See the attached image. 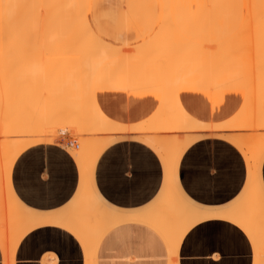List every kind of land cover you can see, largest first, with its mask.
<instances>
[{
	"label": "snow or ice",
	"instance_id": "6c2138e0",
	"mask_svg": "<svg viewBox=\"0 0 264 264\" xmlns=\"http://www.w3.org/2000/svg\"><path fill=\"white\" fill-rule=\"evenodd\" d=\"M125 8L142 10L136 23L157 38L128 55L111 39L131 26ZM54 29L70 63L37 70ZM0 140L14 146L0 153V194L11 186L7 203L0 195V264H21L41 235L79 243L67 264L106 247L147 254L128 264L165 254L186 264L212 225L218 264L230 249L264 264V0H0ZM109 185L135 203L118 208ZM85 212L97 213L94 243ZM48 251L35 264H50Z\"/></svg>",
	"mask_w": 264,
	"mask_h": 264
},
{
	"label": "crops",
	"instance_id": "0c3cea01",
	"mask_svg": "<svg viewBox=\"0 0 264 264\" xmlns=\"http://www.w3.org/2000/svg\"><path fill=\"white\" fill-rule=\"evenodd\" d=\"M55 39L54 36H47L43 47L44 48H55L58 44V41H53ZM217 110L219 112V105L217 106ZM11 188V186H10ZM109 194L112 196V199L116 202L117 207L123 205H133L135 202L131 199H126L122 195L118 194V190L112 188L110 185L108 186ZM201 195V194H197ZM203 198H208L207 194L203 195ZM55 201H53L54 203ZM93 215L97 216V213H93ZM42 233L44 230H41ZM47 239L52 240L55 239V232L58 230L48 229ZM222 231V229L216 227L215 225L204 228L199 234V241L192 242L190 247L186 250V254L183 259L186 261V264H218L217 260L214 258L218 255V253L211 252V248L219 247L216 242L217 233ZM45 239L44 235H41L35 239L34 242L30 241L31 247L26 246L25 250L20 253L21 256V264H35V257L37 254L41 253V250L44 248H48L49 251L46 253L50 264H58V261L63 260L65 264L69 260H75L77 253L80 251V245L77 241H73V245L69 246L67 241L64 240L55 244H44L42 241ZM126 250L122 248H111L106 247L104 251L97 256L96 260L100 261V264H111L113 260L118 261V264H128L129 255L125 254ZM83 256V253H80ZM44 256H41L43 259ZM147 258V254L136 256L131 255V259L133 262L135 261H145ZM223 259L225 264H241V261L246 260L247 257L242 255L235 249L225 250ZM150 264H168V259L166 254L164 258L161 259L160 256H154Z\"/></svg>",
	"mask_w": 264,
	"mask_h": 264
},
{
	"label": "rangeland",
	"instance_id": "374dc122",
	"mask_svg": "<svg viewBox=\"0 0 264 264\" xmlns=\"http://www.w3.org/2000/svg\"><path fill=\"white\" fill-rule=\"evenodd\" d=\"M92 3L101 2V0H90ZM136 0H119V3L124 4L127 6L129 3H134ZM95 9H88L85 10V14L91 16ZM125 11L129 13V19L132 21L131 26H125V27H119L116 26L112 29L111 32V39L112 44L116 47H118L125 55H128L130 53L135 52L134 47H130L129 45L132 44H153L156 41V34L151 33L147 31V25L145 24H139L136 23V17L143 16L142 10L139 9H127L125 8ZM124 19V13H119L118 20ZM70 17H68V23H70ZM48 36H54L55 39H52L53 41H58V44L55 46V48H45L44 53L39 54L36 58V68L38 70L39 64H43L45 66H49L56 63H70V60L68 58H61L59 55V49L62 47V40H61V33L59 30L54 29L52 32L48 34ZM160 44L163 46L165 45L170 39V35L167 32H164L160 35L158 38ZM192 56L194 59H196L199 63L210 65L214 62L213 57H209L207 55H198L197 53L193 52ZM38 65V67H37ZM218 106V105H217ZM6 140H0V147L3 143V145L7 144L5 142ZM5 143V144H4ZM1 150V149H0ZM2 199L5 203L8 202L10 199V190L7 192H4L2 194ZM84 220L81 224L82 232L85 236L86 242H95V236L92 231V226L88 222V217L91 215L93 222H95L96 216L93 215V213H83ZM90 261V264H95L96 261V253L94 250H90L87 257ZM11 257H9V260Z\"/></svg>",
	"mask_w": 264,
	"mask_h": 264
},
{
	"label": "bare ground",
	"instance_id": "6f19581e",
	"mask_svg": "<svg viewBox=\"0 0 264 264\" xmlns=\"http://www.w3.org/2000/svg\"><path fill=\"white\" fill-rule=\"evenodd\" d=\"M38 65H40V64L38 63ZM38 65H37V67H38ZM5 142H7V141H5ZM0 149H1L0 153L8 154V153H10L11 151L14 150V146L10 145L8 142L5 145H3V143H2ZM9 190H10V185H5L2 193L7 192Z\"/></svg>",
	"mask_w": 264,
	"mask_h": 264
}]
</instances>
